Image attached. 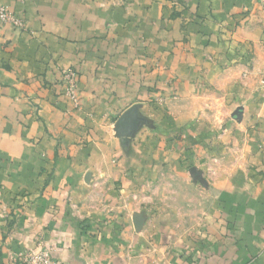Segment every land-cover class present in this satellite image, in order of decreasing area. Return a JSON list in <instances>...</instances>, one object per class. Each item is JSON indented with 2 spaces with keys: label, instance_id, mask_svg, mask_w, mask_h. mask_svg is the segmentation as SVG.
<instances>
[{
  "label": "crops",
  "instance_id": "0c3cea01",
  "mask_svg": "<svg viewBox=\"0 0 264 264\" xmlns=\"http://www.w3.org/2000/svg\"><path fill=\"white\" fill-rule=\"evenodd\" d=\"M0 4L26 23L0 22V264H264V0ZM203 167L224 198L199 237L139 235L140 186Z\"/></svg>",
  "mask_w": 264,
  "mask_h": 264
},
{
  "label": "rangeland",
  "instance_id": "374dc122",
  "mask_svg": "<svg viewBox=\"0 0 264 264\" xmlns=\"http://www.w3.org/2000/svg\"><path fill=\"white\" fill-rule=\"evenodd\" d=\"M25 30L26 26L24 30L17 31ZM68 69H65L64 71ZM73 70L76 72L75 69ZM64 71H62V79ZM61 85L63 87V96L70 101L66 95L67 87L64 82L62 83V80ZM77 94L79 102L78 107H76L71 101L70 102L75 109H80L79 77ZM220 148V146L219 148L214 147L210 152V154L213 155L212 158L217 160L214 167L218 169L224 167L231 168L232 164L230 161L231 158L236 156L235 149H233V152H231V149H226V153L223 151L221 154L220 152L222 149ZM205 167L201 170L195 169L192 171L193 177L190 182L183 178H169L168 180L157 182L151 186L141 185L139 189L140 194L133 196L132 200L131 215L133 216L131 219L135 231L139 235H145L147 231L158 232L167 230L187 242H193L198 238L200 223L204 213L212 202L224 198V196L220 194V191L218 193L214 186H210L212 184H219L220 181L210 179L209 175H207L206 178L205 175L208 171ZM41 251L50 252L48 249L41 248L37 253H40ZM37 253L24 252L19 255H33ZM19 255L14 256L12 259H17ZM52 259L55 264H59L54 258ZM13 261L21 264L17 260Z\"/></svg>",
  "mask_w": 264,
  "mask_h": 264
},
{
  "label": "built area",
  "instance_id": "2783aa9c",
  "mask_svg": "<svg viewBox=\"0 0 264 264\" xmlns=\"http://www.w3.org/2000/svg\"><path fill=\"white\" fill-rule=\"evenodd\" d=\"M0 22L17 30H24L26 23L24 20L14 15L7 7L0 4ZM67 87L66 95L70 101L78 107V77L73 69L64 71L62 83ZM260 87L264 92V73L260 79ZM21 264H55L49 251H41L33 255H19L17 259Z\"/></svg>",
  "mask_w": 264,
  "mask_h": 264
},
{
  "label": "water",
  "instance_id": "95a60500",
  "mask_svg": "<svg viewBox=\"0 0 264 264\" xmlns=\"http://www.w3.org/2000/svg\"><path fill=\"white\" fill-rule=\"evenodd\" d=\"M234 116H236L237 119L241 120V118H242V109L241 108L237 109V111L235 112Z\"/></svg>",
  "mask_w": 264,
  "mask_h": 264
}]
</instances>
